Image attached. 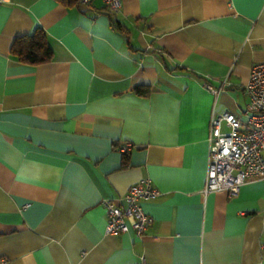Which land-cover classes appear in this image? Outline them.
Listing matches in <instances>:
<instances>
[{
  "label": "crops",
  "instance_id": "obj_1",
  "mask_svg": "<svg viewBox=\"0 0 264 264\" xmlns=\"http://www.w3.org/2000/svg\"><path fill=\"white\" fill-rule=\"evenodd\" d=\"M104 5L0 4V264H264V180L202 194L211 118L243 112L264 62V0ZM36 28L51 58L19 61ZM144 178L150 226L106 234L102 200Z\"/></svg>",
  "mask_w": 264,
  "mask_h": 264
},
{
  "label": "built area",
  "instance_id": "obj_2",
  "mask_svg": "<svg viewBox=\"0 0 264 264\" xmlns=\"http://www.w3.org/2000/svg\"><path fill=\"white\" fill-rule=\"evenodd\" d=\"M5 1L0 0V4ZM103 2L110 13L118 12L121 6V0ZM244 90L248 99L241 114L225 111L211 118L203 195L222 189L234 196L246 181L255 177L264 180V62L251 67ZM222 122L228 124L227 131L221 129ZM117 148L122 153L128 152L132 144L124 142ZM159 194L149 178H144L131 185L120 198L102 200L106 211L104 232L132 231L142 236L152 223V217L144 211L141 201Z\"/></svg>",
  "mask_w": 264,
  "mask_h": 264
},
{
  "label": "trees",
  "instance_id": "obj_3",
  "mask_svg": "<svg viewBox=\"0 0 264 264\" xmlns=\"http://www.w3.org/2000/svg\"><path fill=\"white\" fill-rule=\"evenodd\" d=\"M64 5H79L80 0H58ZM106 5H104V8ZM115 28L121 33L128 36L127 29L119 22L115 21ZM11 53L14 54L19 61L39 64L49 61L52 50L47 43L45 33L40 28H36L32 34L20 36L14 39L11 46ZM134 92L139 95H147L149 93L148 86H137ZM126 152H123L125 154Z\"/></svg>",
  "mask_w": 264,
  "mask_h": 264
}]
</instances>
